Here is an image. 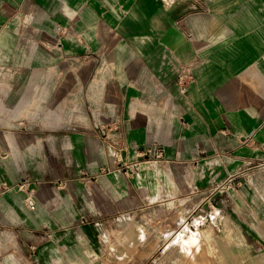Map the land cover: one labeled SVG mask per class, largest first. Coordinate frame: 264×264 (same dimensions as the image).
Listing matches in <instances>:
<instances>
[{"label":"rangeland","instance_id":"rangeland-1","mask_svg":"<svg viewBox=\"0 0 264 264\" xmlns=\"http://www.w3.org/2000/svg\"><path fill=\"white\" fill-rule=\"evenodd\" d=\"M227 1L211 9L259 13L264 30V0ZM24 8L0 25V158L18 180L20 217L35 223L0 225V264H219L213 246L221 264H264V142L244 161L210 156L212 167L139 156L112 115L117 29L100 21L88 75L91 61L54 51L48 22ZM259 64L264 77V49Z\"/></svg>","mask_w":264,"mask_h":264},{"label":"crops","instance_id":"crops-1","mask_svg":"<svg viewBox=\"0 0 264 264\" xmlns=\"http://www.w3.org/2000/svg\"><path fill=\"white\" fill-rule=\"evenodd\" d=\"M210 3L0 0V25L27 7L34 21L48 22L44 37L50 47L65 56L84 54L91 61L87 74L92 75L100 54L99 25L106 18L124 42L106 50L114 64L109 81L118 110L112 115L123 117L124 146L139 148V156L152 153L160 162L212 167L218 162H210V156L220 163L244 161L253 146L264 142L259 64L264 30L254 24L259 13H244L232 5L214 11ZM182 66L191 74L185 91L177 81ZM146 160L140 158L135 166ZM17 181L0 158V225L12 232L21 221ZM21 219L30 226L35 223L30 216ZM2 235L1 247L9 243L7 234Z\"/></svg>","mask_w":264,"mask_h":264},{"label":"built area","instance_id":"built-area-1","mask_svg":"<svg viewBox=\"0 0 264 264\" xmlns=\"http://www.w3.org/2000/svg\"><path fill=\"white\" fill-rule=\"evenodd\" d=\"M191 78V74L189 72V69H187L186 67L182 66L179 69V73L177 74V81L180 84L181 90L185 91V85L187 83V80ZM32 208L34 207L33 202L30 201Z\"/></svg>","mask_w":264,"mask_h":264},{"label":"bare ground","instance_id":"bare-ground-1","mask_svg":"<svg viewBox=\"0 0 264 264\" xmlns=\"http://www.w3.org/2000/svg\"><path fill=\"white\" fill-rule=\"evenodd\" d=\"M93 89H96L95 87ZM96 93V91H95ZM33 202V201H32ZM87 248H90V246L87 244ZM205 252L208 254V255H212L214 256V259L219 263L221 264L222 261H223V251H221L218 247L216 246H213V247H209L207 249H205Z\"/></svg>","mask_w":264,"mask_h":264}]
</instances>
